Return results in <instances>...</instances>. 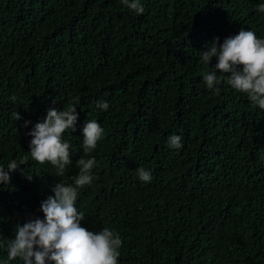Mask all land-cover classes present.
<instances>
[{
  "label": "trees",
  "instance_id": "1",
  "mask_svg": "<svg viewBox=\"0 0 264 264\" xmlns=\"http://www.w3.org/2000/svg\"><path fill=\"white\" fill-rule=\"evenodd\" d=\"M140 2L138 15L120 0H0V166L18 165L0 185V264L16 226L43 219L55 184L73 183L87 119L104 136L76 207L82 227L120 235L119 264H264V110L223 81L209 90L200 63L216 37L264 38V0ZM69 103L72 164L57 175L31 159L28 133Z\"/></svg>",
  "mask_w": 264,
  "mask_h": 264
},
{
  "label": "clouds",
  "instance_id": "2",
  "mask_svg": "<svg viewBox=\"0 0 264 264\" xmlns=\"http://www.w3.org/2000/svg\"><path fill=\"white\" fill-rule=\"evenodd\" d=\"M129 10L138 15L145 9L140 0H120ZM258 11L264 14V3L258 5ZM200 63L205 66L203 81L209 90L219 93L217 87L222 81L234 91L244 93L254 106L264 110V38H258L255 31L243 28L234 36L224 39L216 37L200 51ZM215 58V66L212 61ZM211 67L209 72L207 69ZM217 73L221 75L218 77ZM10 99L15 102L16 97ZM97 108L107 111L106 101H97ZM16 121L22 117L19 112L13 113ZM79 119L77 107L69 103L64 109L50 108L42 122L36 123L28 133L30 140V157L39 165L50 163L57 169V175H63L67 166L72 164L71 145L63 139L69 129L74 132ZM31 122L26 121L25 127ZM83 156L76 162L78 174L71 179L72 184L63 182L52 188L54 195L42 201L40 210L43 219H33L23 226L17 225L15 237L6 241L7 261L21 260L23 264H119L122 238L109 228L100 231H89L81 226L83 213L76 207L79 189L90 185L92 172L98 166L94 157H88L103 139L104 128L96 120L87 119L83 129ZM181 137L172 135L168 146L181 149ZM27 160V157H25ZM23 163V161L21 162ZM18 165L9 161L7 169L0 166V185L11 182L10 173ZM137 176L141 182H151V173L138 168ZM32 179L31 174L27 176ZM4 241L0 240V247ZM4 261L3 264H7Z\"/></svg>",
  "mask_w": 264,
  "mask_h": 264
}]
</instances>
